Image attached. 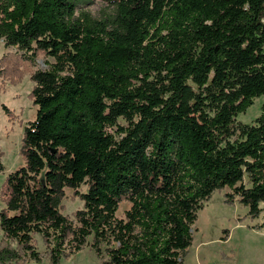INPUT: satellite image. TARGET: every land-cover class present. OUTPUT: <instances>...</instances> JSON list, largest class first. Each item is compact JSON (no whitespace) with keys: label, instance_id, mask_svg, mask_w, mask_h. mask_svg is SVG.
Wrapping results in <instances>:
<instances>
[{"label":"trees","instance_id":"trees-1","mask_svg":"<svg viewBox=\"0 0 264 264\" xmlns=\"http://www.w3.org/2000/svg\"><path fill=\"white\" fill-rule=\"evenodd\" d=\"M89 1L0 0V88L29 74L37 107L0 187V264L42 262L36 236L48 264L86 247L100 264H183L215 190L264 210V102L237 120L264 95V0H103L98 18L77 12Z\"/></svg>","mask_w":264,"mask_h":264},{"label":"rangeland","instance_id":"rangeland-1","mask_svg":"<svg viewBox=\"0 0 264 264\" xmlns=\"http://www.w3.org/2000/svg\"><path fill=\"white\" fill-rule=\"evenodd\" d=\"M81 10L88 11L93 17L98 18L110 12L111 8L103 0H90L78 6L77 12ZM12 52L13 48L5 47L0 39V58ZM46 61L53 60L40 57L36 61V67L48 68ZM2 80L0 77V83ZM32 85L29 74L25 73L16 82L4 81L0 88V152L4 165V170L0 173V187L6 175L22 163L19 150L23 128L28 121L34 119L37 109L29 97ZM263 102L264 95L256 98L237 120L252 121L260 113ZM7 109L10 114L7 113ZM119 123L124 124L122 120ZM85 188L81 186L80 189L83 191ZM231 192L228 187L215 190L203 209L198 212L197 220L192 226L193 241L187 249L183 264H264V228L255 227L264 220V210L258 218L251 219L247 215V208L237 202V197L234 202L227 201L226 193ZM61 204L62 213L68 216H72V213L83 205L80 199L72 196L70 189L65 190ZM129 206L127 202L121 203L116 215L122 216ZM3 207L4 203L0 199V209ZM36 245L42 253L43 260L40 263L31 261L27 264H48L45 247L38 236ZM60 264H100V260L86 247L62 260Z\"/></svg>","mask_w":264,"mask_h":264},{"label":"water","instance_id":"water-1","mask_svg":"<svg viewBox=\"0 0 264 264\" xmlns=\"http://www.w3.org/2000/svg\"><path fill=\"white\" fill-rule=\"evenodd\" d=\"M192 230H193V229H192V228H190V232H192Z\"/></svg>","mask_w":264,"mask_h":264}]
</instances>
